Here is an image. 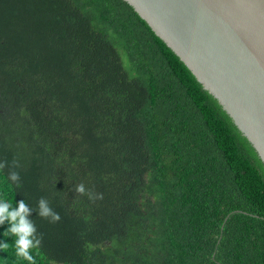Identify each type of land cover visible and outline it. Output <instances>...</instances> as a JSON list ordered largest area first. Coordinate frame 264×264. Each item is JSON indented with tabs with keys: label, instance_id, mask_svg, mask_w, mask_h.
<instances>
[{
	"label": "trees",
	"instance_id": "obj_1",
	"mask_svg": "<svg viewBox=\"0 0 264 264\" xmlns=\"http://www.w3.org/2000/svg\"><path fill=\"white\" fill-rule=\"evenodd\" d=\"M258 162L126 1L0 0V172L36 264H264Z\"/></svg>",
	"mask_w": 264,
	"mask_h": 264
},
{
	"label": "water",
	"instance_id": "obj_2",
	"mask_svg": "<svg viewBox=\"0 0 264 264\" xmlns=\"http://www.w3.org/2000/svg\"><path fill=\"white\" fill-rule=\"evenodd\" d=\"M186 65L264 163V0H124Z\"/></svg>",
	"mask_w": 264,
	"mask_h": 264
},
{
	"label": "clouds",
	"instance_id": "obj_3",
	"mask_svg": "<svg viewBox=\"0 0 264 264\" xmlns=\"http://www.w3.org/2000/svg\"><path fill=\"white\" fill-rule=\"evenodd\" d=\"M0 165V169H2ZM257 168L262 169L264 165L257 163ZM19 176L12 172L7 174V191L12 190V185L19 187ZM5 181L2 172H0V226L7 227L0 232V252L6 255L0 256V264H13L9 259L11 253L9 249H14V255L17 260L26 261L27 264H36L32 251L37 249L40 239L35 236V226L31 220L26 219L29 215V208L24 200L13 201L5 194ZM75 191L81 194L85 193V186L81 183L76 186ZM89 199H102V195L93 197L89 194ZM39 215L47 218L51 215L52 221H59L58 213L51 212L46 205V201H39ZM11 238V241L10 239Z\"/></svg>",
	"mask_w": 264,
	"mask_h": 264
}]
</instances>
